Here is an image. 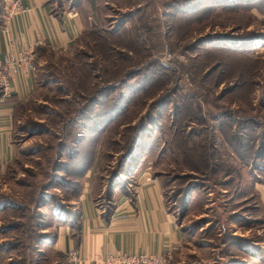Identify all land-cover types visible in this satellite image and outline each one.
I'll return each instance as SVG.
<instances>
[{
	"label": "rangeland",
	"instance_id": "rangeland-1",
	"mask_svg": "<svg viewBox=\"0 0 264 264\" xmlns=\"http://www.w3.org/2000/svg\"><path fill=\"white\" fill-rule=\"evenodd\" d=\"M52 1L78 4L84 30L69 49L36 57L19 151L0 174V196L15 207L2 217V263L51 264L39 228L52 206L37 207L68 197L58 169L74 156L77 169L94 159L104 207L109 181L132 188L126 174L140 160L194 237L190 248L207 243L223 264L263 254L251 185L264 184V0Z\"/></svg>",
	"mask_w": 264,
	"mask_h": 264
},
{
	"label": "crops",
	"instance_id": "crops-1",
	"mask_svg": "<svg viewBox=\"0 0 264 264\" xmlns=\"http://www.w3.org/2000/svg\"><path fill=\"white\" fill-rule=\"evenodd\" d=\"M52 2L23 0L28 11L13 18L8 33L2 31L0 21V64L11 52L28 47L33 46L35 61L41 48L63 51L72 46L84 30L80 6L74 3L67 8H54ZM34 72L22 69L10 80L7 95L0 90V174L19 151L14 130L23 105L34 91ZM93 160L90 157L82 162L86 166L80 173L65 174L76 182L75 190H68L66 199L58 201L57 206L37 207L39 210L52 206L39 228V250L46 253L51 264H73L68 258L71 251H76L78 256L74 264H103L98 258L108 253H169V264H189L187 257L195 255L196 262L191 264H223L226 258L223 255L215 258V248L207 243L201 246L195 242L196 247L190 248L194 237L186 233L183 220L166 203L160 178L143 168L140 160L134 162L126 175L133 187L123 189L118 180L106 198L105 208L99 201L101 195L92 172ZM66 161L76 165L79 158L75 156ZM251 187L264 211V184L253 183ZM5 197L7 194L0 196V226L2 217L15 208ZM242 254L229 255L227 264H264V253L244 251ZM0 264H3L1 259Z\"/></svg>",
	"mask_w": 264,
	"mask_h": 264
},
{
	"label": "built area",
	"instance_id": "built-area-1",
	"mask_svg": "<svg viewBox=\"0 0 264 264\" xmlns=\"http://www.w3.org/2000/svg\"><path fill=\"white\" fill-rule=\"evenodd\" d=\"M28 8L23 4V0H3L0 21L2 31L8 33V25L16 16L25 14ZM10 41V39L8 38ZM10 43V42H9ZM35 71L33 46L25 48L20 52H11L0 64V90L3 95L9 93L10 80L22 69ZM170 254L154 255L146 253H108L98 258L103 264H169ZM68 258L73 264L78 261L76 251L68 253Z\"/></svg>",
	"mask_w": 264,
	"mask_h": 264
},
{
	"label": "trees",
	"instance_id": "trees-1",
	"mask_svg": "<svg viewBox=\"0 0 264 264\" xmlns=\"http://www.w3.org/2000/svg\"><path fill=\"white\" fill-rule=\"evenodd\" d=\"M0 15H1V6H0ZM263 138V135L262 134H260L259 135V140H261ZM256 147H258L257 149H258V153H260V150L259 149H261L262 148V144H260V145H258L257 146V144L255 145ZM260 155L261 154H257V157H256V159L257 158H259L260 157ZM75 157V156H74ZM71 158V157H70ZM70 158H68V159H70ZM79 158V161H77V163L78 162H80L81 161V157H78ZM67 159V160H68ZM88 160H90V158L88 157L86 160L83 158V164H84V162H86V161H88ZM67 162V161H66ZM65 162V166H64V168H62V169H58V171L60 172V173H63L64 175L66 174H68V173H71V172H75V173H80L83 169H84V167L86 166V165H83V164H81L82 166L81 167H79V169H77L76 168V166L77 165H73V164H69V163H66ZM76 163V164H77ZM124 164V163H123ZM121 166L122 165H120V167L117 165V173H116V171H115V173H116V176L117 175H119V174H125L124 172H120V169H121ZM70 170V171H69ZM119 170V171H118ZM53 171H56V170H53ZM120 172V173H119ZM55 173V172H54ZM129 173V172H128ZM127 173V174H128ZM126 174V175H127ZM115 180V178H113V179H111L110 181H109V184H108V187H107V191H106V198H109V195L111 194V192H112V190L116 187V185H117V181H114ZM71 185H73L72 187H70ZM65 186L67 187V189H69V188H73V190L72 191H74L75 190V186H76V182L74 183V181L72 180V178H67L66 179V184H65Z\"/></svg>",
	"mask_w": 264,
	"mask_h": 264
}]
</instances>
